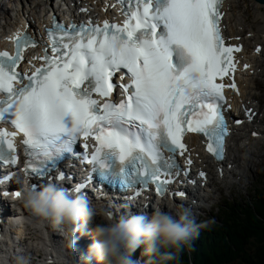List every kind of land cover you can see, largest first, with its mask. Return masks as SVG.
I'll list each match as a JSON object with an SVG mask.
<instances>
[{
  "label": "snow or ice",
  "instance_id": "6c2138e0",
  "mask_svg": "<svg viewBox=\"0 0 264 264\" xmlns=\"http://www.w3.org/2000/svg\"><path fill=\"white\" fill-rule=\"evenodd\" d=\"M120 2L126 5L123 25L104 21L102 27H66L54 20L48 30L54 55L46 48L38 57L45 64L31 75L17 68L25 48L36 42L17 33L16 54L0 52V95L5 97L0 99V122L11 123L23 134L29 156L26 171L33 178L43 176L48 163L64 154L80 157L74 145L81 137H92L94 151L82 155L102 181L122 190L156 183L162 194L171 183L162 176L176 174L175 156L187 151V132L203 134L209 140L207 150L223 158L226 85L217 80L235 72L233 52L241 47L225 46L220 28L223 0ZM121 69L130 83L113 82ZM24 80L27 83L17 88ZM117 87L124 98L113 102ZM17 132L0 130V175H6L3 165L19 162ZM165 150L173 155L166 157ZM38 156L42 167L34 166ZM187 163H192L190 158ZM65 178L62 172L57 177ZM85 187L81 183L73 190L79 193Z\"/></svg>",
  "mask_w": 264,
  "mask_h": 264
},
{
  "label": "bare ground",
  "instance_id": "6f19581e",
  "mask_svg": "<svg viewBox=\"0 0 264 264\" xmlns=\"http://www.w3.org/2000/svg\"><path fill=\"white\" fill-rule=\"evenodd\" d=\"M45 4L49 7L53 6V3L49 0H46ZM59 7H57L55 10H58ZM4 11V12H2ZM2 16L0 15V46H7V37L8 35H3L2 32L5 30H12L17 24V20L24 14L27 13V15L32 16V18L35 20L34 25H36L37 28L41 29V26L44 22V15H46V19L49 17L48 10L44 7H37L35 0H12L10 1V6L7 7L6 10L2 8ZM223 22L226 25L227 34L228 36H234V35H241L244 43L248 46L250 45V48L246 50L247 57L250 59V62L253 64V67L251 68L252 74L246 73L241 75L240 77V84L242 87V94L239 98H236V106L239 103L240 99H243L245 101H251L252 103H247L245 101H242V103L247 107H253V109H256L259 102H254V97H256L255 93L252 92V90L261 89L263 85H257V80L259 78L264 77V56L262 59H259V56L252 55L251 50L255 47L257 43H260L259 39L264 34V5L260 4L254 0H226L224 2L223 6ZM41 12H44L42 14ZM66 12V11H65ZM246 12V15H245ZM253 15V21L249 22L248 14ZM254 22L257 24L255 27ZM1 29L3 31H1ZM42 33H43V27H42ZM251 41H254V43L251 45ZM264 51V48L262 49V52ZM259 98H263L262 94H258ZM237 110V109H236ZM262 112V111H259ZM264 120V115L262 112V117H259L258 115L255 116V124L252 126V131H261L259 132V136H256L255 139H252L249 137L250 132H247L245 129V126H239L238 128L234 129L232 132V135L229 139V147H228V155H227V161L224 163V166L231 165V171L229 174H224L222 177H218L219 182H224L228 184L229 186H232L235 182L234 180H238L237 176L239 175V179H242L245 177L243 175V172L245 169H251V165H253L254 158L259 156L260 158H264L263 153H259V151L264 146V127H262V121ZM190 145L195 146V152H200L201 149L198 147V140L193 135L190 139ZM212 173V171H211ZM239 182V180H238ZM210 187V186H209ZM214 191L209 188L208 199L205 200L207 202L209 199L214 197ZM115 198H107L105 202L101 199H98L97 201L102 204L101 206H98V209L103 210L104 208L111 206V209L114 207V213L123 212V204H116L114 202ZM145 202V201H144ZM144 202H140L139 205H144ZM96 204L95 199H92L90 201V206H94ZM152 204V203H150ZM180 205H175L177 208H180L181 211L178 213L171 203H167L165 200H163L159 205L157 210L163 211L165 213H174V210L176 211V216H179L181 214H185L184 212V204L179 203ZM169 205V206H168ZM144 210L146 214L149 212V206L146 204L144 206ZM157 210H150V211H157ZM14 215L17 214V216H23L27 224H23L20 226V233L24 234L28 232V235L32 233L31 235L36 236V239L33 240L28 245L26 243H23V246L25 247V251L30 252L31 255H37L40 254L39 251L41 250V247L45 244L46 241V233H49L52 240L56 241V233L55 230L52 229V225H50L49 221L41 220L40 218L34 217L31 212L25 208L22 201L16 204V207H14ZM104 211V210H103ZM129 211L131 214L136 213V209L130 207ZM151 216L153 213H151ZM149 216V213L147 214ZM119 216H128L126 213H120ZM101 217V216H100ZM116 216H113L115 219ZM98 218V216H97ZM95 222V220H94ZM45 225H49L48 227H45ZM87 227H90V229L87 231L92 232V229L94 228V225L86 224ZM35 230V231H34ZM31 238V237H30ZM7 243H10L13 241V236L9 233L6 234ZM27 240V238L25 239ZM27 245V247H26ZM86 246V245H84ZM81 252V251H80ZM73 257H76L78 255V252L76 250H72ZM85 255V254H84ZM83 255V256H84ZM1 262V258H0Z\"/></svg>",
  "mask_w": 264,
  "mask_h": 264
},
{
  "label": "clouds",
  "instance_id": "9594fccd",
  "mask_svg": "<svg viewBox=\"0 0 264 264\" xmlns=\"http://www.w3.org/2000/svg\"><path fill=\"white\" fill-rule=\"evenodd\" d=\"M19 197L34 217L49 221L54 227L86 225L101 216L104 222L94 225L89 247V257L97 264H140L132 256L141 248V256L149 258L147 264H161L175 258L161 249L178 250L204 226L196 225L186 213L176 218L160 210L150 218L146 214H130L114 219L107 211L90 206L85 195H76L56 183L39 189L25 188Z\"/></svg>",
  "mask_w": 264,
  "mask_h": 264
},
{
  "label": "trees",
  "instance_id": "16d2710c",
  "mask_svg": "<svg viewBox=\"0 0 264 264\" xmlns=\"http://www.w3.org/2000/svg\"><path fill=\"white\" fill-rule=\"evenodd\" d=\"M256 192L244 206L229 202L220 207V225L199 228L191 244L161 249L175 257L161 264H264V189ZM148 260L143 257L144 264Z\"/></svg>",
  "mask_w": 264,
  "mask_h": 264
},
{
  "label": "rangeland",
  "instance_id": "374dc122",
  "mask_svg": "<svg viewBox=\"0 0 264 264\" xmlns=\"http://www.w3.org/2000/svg\"><path fill=\"white\" fill-rule=\"evenodd\" d=\"M2 12H4V11H2ZM0 15L2 16V13H0ZM245 15H246V12H245ZM247 16L250 18L249 21L252 22L253 21V15L248 14ZM251 18H252V20H251ZM254 24L256 25L255 22H254ZM257 83H258L257 85H259V86L263 85V87H261V89H260L261 90L260 93L263 95V101L260 104V109H261V111H264V77L259 78V80H257ZM253 92L255 94H258L257 90H253ZM259 153L264 154V146L259 151ZM251 169L249 168L248 170L244 171L245 180H244V178L239 179L240 176L238 175L237 178H238L240 183L239 182L234 183L230 189L228 188L230 186L224 182H219V183H223L226 188L225 187L222 188V187H220V185H215L214 182L218 181V179L215 177L212 178V181L210 184V189L216 188V190H220V193L213 192V193L217 194V197H214V198H216L219 202V204L217 205L218 207L223 205L227 201H230V202L247 201V200H249V198H252V194H253L254 190L256 191L257 188H259V187H262V189H264V175H263V173H264V158L262 159L259 156L255 157L254 161H253V165H251ZM249 170H251V171H249ZM217 206L211 207L210 212L213 211L214 214H210V212H207L205 214L202 213L201 217H200V215L199 216L193 215L190 217V219H192L195 222V224H197V223L200 224V223L204 222L202 225H207L209 222H216V220L218 218L214 217V216H216L220 212L219 210H217V208H216ZM171 212H173V211H171ZM171 212L169 214H172L176 217V215L171 213ZM212 217H214V218H212ZM176 218H178V217H176ZM94 220H95V222H94ZM94 220L91 222V225H95L96 223L104 222L103 218L100 216H98V218L96 217ZM35 239H36V236L33 235L32 238L30 239V242L27 241L28 239L26 240L27 241L26 244L28 245L29 243H31ZM27 245H26V247H27ZM136 260L142 263L140 258H136Z\"/></svg>",
  "mask_w": 264,
  "mask_h": 264
},
{
  "label": "water",
  "instance_id": "95a60500",
  "mask_svg": "<svg viewBox=\"0 0 264 264\" xmlns=\"http://www.w3.org/2000/svg\"><path fill=\"white\" fill-rule=\"evenodd\" d=\"M258 1H260V2H263V3H264V0H258Z\"/></svg>",
  "mask_w": 264,
  "mask_h": 264
}]
</instances>
